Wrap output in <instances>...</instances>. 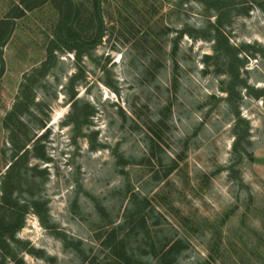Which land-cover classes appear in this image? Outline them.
<instances>
[{
	"label": "rangeland",
	"instance_id": "obj_1",
	"mask_svg": "<svg viewBox=\"0 0 264 264\" xmlns=\"http://www.w3.org/2000/svg\"><path fill=\"white\" fill-rule=\"evenodd\" d=\"M225 1L74 0L58 41L0 0L6 264H264V0Z\"/></svg>",
	"mask_w": 264,
	"mask_h": 264
},
{
	"label": "trees",
	"instance_id": "obj_2",
	"mask_svg": "<svg viewBox=\"0 0 264 264\" xmlns=\"http://www.w3.org/2000/svg\"><path fill=\"white\" fill-rule=\"evenodd\" d=\"M45 1L46 0H19V6H16V8L10 14L12 16L9 17L15 19L21 16L26 10H32L36 6L43 4ZM198 1L205 4L208 8L220 10L224 9L228 4L225 0ZM73 2L74 0H61L60 3L62 4L59 3V5H57L61 18L55 34L58 41L62 40V38H60L62 32H65L66 30L70 31V29L72 28V21L77 18V10H75V5H73ZM10 21L11 20L5 19L0 21V44L8 38L9 33L11 32L13 25ZM26 151L27 150H25L24 152L26 153ZM24 154L21 155V158L22 156H24ZM16 161L17 160L11 163V165L8 167L9 171L5 175L1 183L2 195L0 198V208L7 207L8 210H6V212H10L11 214H9L8 216L0 215V264H6V257L10 253V247L6 239H13L14 233L22 226L23 215L28 207L27 205L25 207L24 205L20 206L18 202L14 201L11 197V191H9V188L16 182V178L18 176V174L14 176V173H16L15 170L17 168ZM19 208L22 209H20V211H17ZM111 235L109 236L111 237ZM107 242L108 241H106V243ZM121 251L122 253L117 249V254L115 256L108 258L105 262H98V264H132L131 259L127 256L122 248ZM168 252L169 251H167L165 255H167Z\"/></svg>",
	"mask_w": 264,
	"mask_h": 264
}]
</instances>
